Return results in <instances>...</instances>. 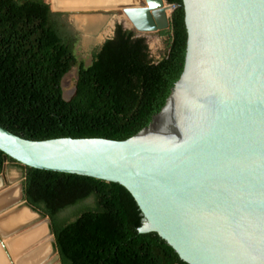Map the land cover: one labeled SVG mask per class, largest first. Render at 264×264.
<instances>
[{
  "label": "water",
  "instance_id": "95a60500",
  "mask_svg": "<svg viewBox=\"0 0 264 264\" xmlns=\"http://www.w3.org/2000/svg\"><path fill=\"white\" fill-rule=\"evenodd\" d=\"M128 1L117 7L138 37L167 29L164 7L178 8ZM182 9L183 71L147 127L125 141H29L0 127V152L120 185L141 212L138 233L156 234L185 264H264V0H182Z\"/></svg>",
  "mask_w": 264,
  "mask_h": 264
},
{
  "label": "trees",
  "instance_id": "16d2710c",
  "mask_svg": "<svg viewBox=\"0 0 264 264\" xmlns=\"http://www.w3.org/2000/svg\"><path fill=\"white\" fill-rule=\"evenodd\" d=\"M169 16L164 52L121 25L78 67L74 91L62 80L77 65L78 32L44 0H0V127L29 141H125L147 127L179 80L187 34L182 0ZM23 201L50 222L60 264H185L156 234H139L142 215L120 185L23 167ZM63 215V216H61ZM73 220H68V219Z\"/></svg>",
  "mask_w": 264,
  "mask_h": 264
},
{
  "label": "crops",
  "instance_id": "0c3cea01",
  "mask_svg": "<svg viewBox=\"0 0 264 264\" xmlns=\"http://www.w3.org/2000/svg\"><path fill=\"white\" fill-rule=\"evenodd\" d=\"M67 20L71 24L68 15ZM167 29L148 36H155ZM135 35L138 37V34ZM21 182L0 180V200L6 196L0 201V264H56L54 259L57 253L49 219L32 212L23 197L21 199L18 188Z\"/></svg>",
  "mask_w": 264,
  "mask_h": 264
},
{
  "label": "rangeland",
  "instance_id": "374dc122",
  "mask_svg": "<svg viewBox=\"0 0 264 264\" xmlns=\"http://www.w3.org/2000/svg\"><path fill=\"white\" fill-rule=\"evenodd\" d=\"M44 1L50 6L52 11H55L51 0ZM57 12L67 14L72 27L78 32V41L74 49L77 65L73 67L62 80L63 98L64 100H68L74 91L78 67L80 65L88 67L92 62L94 52L103 44L104 41L113 36L115 25H121L127 30V24H125L127 21L125 16L122 14L121 9L119 10V7L109 10H90L84 8L76 11L70 10L66 12L64 10ZM167 15L169 17L170 11H167ZM140 37H144L146 39L152 58L156 60L163 54L166 37L161 35V33H156L155 36L152 37H149L148 34ZM4 169L5 172L3 174L7 182H18L21 180L20 178H22V172L14 166L6 164ZM0 180H2V173H0ZM68 220L71 221L73 219L70 218Z\"/></svg>",
  "mask_w": 264,
  "mask_h": 264
},
{
  "label": "bare ground",
  "instance_id": "6f19581e",
  "mask_svg": "<svg viewBox=\"0 0 264 264\" xmlns=\"http://www.w3.org/2000/svg\"><path fill=\"white\" fill-rule=\"evenodd\" d=\"M129 2L130 1L128 0H111V1H108V0H51V3L53 4V8L55 10H65L66 12L70 10L76 11V10L84 9V8L90 9V10H99V9L109 10V9H113L117 7L120 4H130ZM164 9L166 12L168 11V8L164 7ZM5 197L6 196H4L0 201H3Z\"/></svg>",
  "mask_w": 264,
  "mask_h": 264
},
{
  "label": "flooded vegetation",
  "instance_id": "af4514ba",
  "mask_svg": "<svg viewBox=\"0 0 264 264\" xmlns=\"http://www.w3.org/2000/svg\"><path fill=\"white\" fill-rule=\"evenodd\" d=\"M4 170L5 169L3 168V170L0 173H2V180L7 182V180H6V178H5L4 174H3L5 172ZM20 179L22 180V178H20Z\"/></svg>",
  "mask_w": 264,
  "mask_h": 264
}]
</instances>
